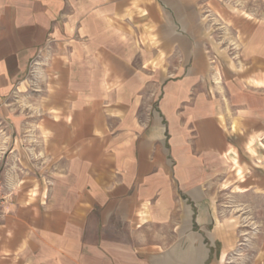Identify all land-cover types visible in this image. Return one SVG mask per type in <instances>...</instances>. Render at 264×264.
Instances as JSON below:
<instances>
[{
    "label": "crops",
    "instance_id": "crops-1",
    "mask_svg": "<svg viewBox=\"0 0 264 264\" xmlns=\"http://www.w3.org/2000/svg\"><path fill=\"white\" fill-rule=\"evenodd\" d=\"M262 5L0 0V264H264Z\"/></svg>",
    "mask_w": 264,
    "mask_h": 264
},
{
    "label": "rangeland",
    "instance_id": "rangeland-1",
    "mask_svg": "<svg viewBox=\"0 0 264 264\" xmlns=\"http://www.w3.org/2000/svg\"><path fill=\"white\" fill-rule=\"evenodd\" d=\"M198 7V11L194 12L191 15V20L194 25V30L197 32L196 26L199 23V35L204 37L205 46L208 50V53H212V46L216 43V39L218 38V29L215 27V18L214 15H219V8L223 10V8L228 9L229 7H243L248 9L257 8L263 6L264 0H191ZM222 13V12H221ZM223 15V13H222ZM2 130V124L0 120V131ZM248 221H239V230H238V239L240 242H245V238L252 234L250 229H245L244 225H247ZM247 234V235H246ZM257 240V239H256ZM247 242V241H246ZM249 242V241H248Z\"/></svg>",
    "mask_w": 264,
    "mask_h": 264
},
{
    "label": "built area",
    "instance_id": "built-area-1",
    "mask_svg": "<svg viewBox=\"0 0 264 264\" xmlns=\"http://www.w3.org/2000/svg\"><path fill=\"white\" fill-rule=\"evenodd\" d=\"M10 193L4 183L0 180V215L3 213V208L8 204Z\"/></svg>",
    "mask_w": 264,
    "mask_h": 264
}]
</instances>
